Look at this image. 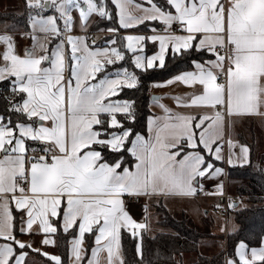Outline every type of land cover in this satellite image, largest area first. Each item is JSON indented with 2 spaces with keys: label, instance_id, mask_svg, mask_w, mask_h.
I'll list each match as a JSON object with an SVG mask.
<instances>
[{
  "label": "snow or ice",
  "instance_id": "1",
  "mask_svg": "<svg viewBox=\"0 0 264 264\" xmlns=\"http://www.w3.org/2000/svg\"><path fill=\"white\" fill-rule=\"evenodd\" d=\"M110 3L112 11L108 0H26L35 10L33 30L45 34V43L55 41L50 48L34 43L20 54L12 36L0 35V82L10 93L0 111V264H31V253L51 264H101L102 253L103 264H125L123 231L137 240L143 264L141 231L149 226L133 219L125 198L195 196L202 180L223 175L215 162L225 161L226 124L264 115V0ZM49 10L58 15H42ZM73 10L82 28L95 14L118 22L108 32L140 25L147 32L113 35L105 41L111 47L90 46L86 37L71 35ZM149 42L159 44L151 55ZM169 54L194 69L166 82L193 89L173 97L190 111L173 112L154 98L164 115L148 116L146 137L137 130L136 101L121 93L139 89L136 70L165 69ZM126 57L132 70L121 63ZM227 143L229 166L248 162L247 146L237 152ZM208 194L223 195V184ZM61 230L72 232L67 258L20 238L35 232L42 245L56 246ZM86 233L94 236L90 257ZM235 257L226 264H264V242L249 249L241 241Z\"/></svg>",
  "mask_w": 264,
  "mask_h": 264
},
{
  "label": "trees",
  "instance_id": "2",
  "mask_svg": "<svg viewBox=\"0 0 264 264\" xmlns=\"http://www.w3.org/2000/svg\"><path fill=\"white\" fill-rule=\"evenodd\" d=\"M108 5V10L112 11L114 6L111 5L110 0H108ZM6 24L10 26L11 32L27 31L28 17L24 13L0 12V28ZM113 26L118 28V22L114 24L112 21L99 17L92 29L105 30ZM205 58H207V55H205ZM192 69L190 61L181 63L179 58L172 61L171 54H169L165 69L154 68L149 69L147 72L137 71L140 79L139 89H125L121 93V97L136 101L138 131H141L143 135L147 134V118L151 115L150 104L152 102L149 93L150 85L168 80L182 71ZM4 83L0 82V111H3L6 104L4 97L10 95L5 89ZM29 144L36 147L32 145V142H29ZM227 178L234 192L249 204L242 209L234 207L231 210L237 229L228 237V254L234 257L235 249L241 241L246 243L249 248H258L264 240V165L254 166L253 161H251L249 164L229 166L227 168ZM159 212L163 213L161 225L166 231L153 237L147 233H142V239L140 240L142 262L143 264H185L181 260V256L185 253H198L199 242L204 236L185 216L176 219L162 207ZM14 216L17 218L19 216V213L15 210ZM91 236L93 235H88V238ZM55 238L57 240L56 253L61 255L62 258H67L72 232L64 234L61 230ZM136 243L137 240L132 238L130 233H123L121 244L125 264H140L141 257H138L135 253ZM31 255L36 256V259L44 264H51L42 255H35L34 253H31ZM196 262L194 264H223V255L221 253L212 258H207L198 254Z\"/></svg>",
  "mask_w": 264,
  "mask_h": 264
},
{
  "label": "crops",
  "instance_id": "3",
  "mask_svg": "<svg viewBox=\"0 0 264 264\" xmlns=\"http://www.w3.org/2000/svg\"><path fill=\"white\" fill-rule=\"evenodd\" d=\"M136 3L145 4V0H138V1H136ZM132 11L135 12V9H132ZM96 17L97 18H95V20L93 22H90L89 24H87L86 28H82V27L73 28L71 35L74 37H78V36L86 37L90 46H92V41H95L94 47H111V45L105 44V41L108 38L112 37L113 35L145 34L147 32V30L144 29L143 25L138 26V28L129 29V30L120 29L118 34L108 32L104 29L93 30L92 27H93L94 23L96 22V20L99 18V16H96ZM156 23H158V22H156ZM2 28H4V26ZM61 28H63V27H61ZM1 29H0V35L12 36L14 44L17 48V51L20 54H23V51L25 49H31L33 47L34 43H36L37 45L40 43H45V34L39 32V31L38 32H34V30L31 31L29 25H28L27 31L11 32L10 26H9V28L7 27L6 29H3V30H1ZM33 35H35L37 37L36 41H33L31 39V37ZM54 43H55V41L53 39L49 38L47 40V42L45 43V47L50 48V47L54 46ZM118 43H119V40H118ZM158 50H159L158 42L156 44L149 42L146 45V52L149 55L153 54L155 51H158ZM36 52L37 53L40 52V48L38 46L36 47ZM128 55L130 56L131 53H129ZM121 63H124L126 67H129V70H132V68L130 67V62L128 61L127 57H126V60L124 62H121ZM109 67L112 68L115 66H109ZM192 70H194V69H192ZM136 71H140V70H136ZM100 75H103V73L98 74V76H100ZM69 76H70V71L68 69H66V71H65L66 79ZM172 78H170V79H172ZM168 80H165L162 82L152 83L150 85V89H149L150 95L151 96L152 95H158L159 96V103L166 105L173 112L186 113V112L190 111L189 109L177 107V104L174 101L173 97H177V96L184 97V96L190 94L193 91V89L190 87H187L181 83L168 84V83H166ZM156 85H160V86H156ZM150 110H151V115H153V116L162 117L164 115L163 112L161 111V109L155 103V100L154 101L152 100V102L150 104ZM244 118H247L248 120L253 119V118L259 119L260 115L253 114V115H244V116H240V117H233L231 119L230 125L226 124L225 132H224V142H226V150L222 149V154L225 156V161L224 162H220V161L215 162L217 166L223 168L224 172H226L225 173L226 176H227V168L229 167V165L226 162L227 154L229 151L227 141L230 140L229 139L230 137L233 139L232 141L236 144V146L237 145L238 146L244 145V146L248 147V149H249L248 155H249V158L251 159V161H253V163H254V161L260 162V160L261 161L264 160V129L260 131V133H259L260 137H258V138H256L257 135H255V134L251 135L249 132H247L246 133L247 136H251V137L249 139H246L245 135L239 129V127L242 126L241 124H239V122H240V120H242ZM147 135H148V132L145 136L147 137ZM30 152H31V150H30ZM30 152H29V154H30ZM260 164L264 165L263 162H260ZM239 165H241V164H239ZM242 165H244V164H242ZM224 172H223L222 177L224 176ZM216 179H218V178H216ZM216 179L202 180V184H203V186H209L212 189V192H215L216 191V185L218 184L216 182ZM130 198L131 197L125 198V203H126V207H127L129 214L137 222H146L149 226L148 230H142L141 235H142V233H147L149 236H152V237H153L152 233H156V234H154V236L159 234V232L157 233L158 228L160 226L162 227L161 219H159L158 215H157L158 210H156V209H158V207L165 208L172 215L180 214L182 217L185 216V217L190 219V221L192 222V224L195 227L199 226V227H203V228L210 227L209 222H207L204 225V223L206 222L204 220H205V218H208V215L210 213H209V209H207V208L201 209L199 207L198 203H200V201L203 200V201L208 203V204L206 203V205L211 206L212 208L215 207L216 210L218 208V205L216 206L214 204V206H213V203H214L213 201H215L214 199H205V198L199 199V198H196L195 196H154L151 198L140 197L139 203L131 202ZM191 200H196V201H198V203L196 204V203H194L195 201H191ZM209 202H210V204H209ZM155 204H158V207L153 209V206ZM235 205H237L236 207H239L238 203H236ZM145 207H147V211H145ZM194 207H196V209L198 211L202 210L201 211V213H202L201 220H200L199 224H197L193 219V215L195 212ZM14 210L16 211L15 206L12 205L13 214H14ZM145 217H147L146 221H145ZM221 226H222V223H221ZM218 227H219V223H218ZM236 229H237V226L235 228H233V231H236ZM218 232H220V231H218ZM123 233H129V232L123 231L122 235H123ZM88 235L90 236L92 234H89V233L85 234V243H84L83 247L85 249H88V256L90 257V254H91L90 249H91V247H94L95 245H94V236H91L88 238ZM20 238L27 241V242L32 243L33 247H35V248H40V249H42V251H45V252H48L51 254H57L56 249H55L56 246H45V245H42L40 243V241L42 239V234H37L34 232L31 235H22ZM210 240H214V239H210ZM263 242H264V240H263ZM208 244H209V241L207 240V238L206 239L202 238V240L199 242V247H198L199 252H200V247L209 251L210 249H207ZM219 246L217 245L218 248H219ZM261 246H262V244L260 245V247ZM217 247L213 248V250L214 249L217 250L218 249ZM249 249H251V248H249ZM34 254L38 255L36 253H34ZM198 254L201 255V253H192V254L191 253H185L181 256V260L184 263L190 264L192 262L197 261ZM122 255H123V251H122ZM186 255L188 257H192V255H195L197 258L189 261V260L185 259ZM104 256H105V254L102 253L101 254V264H103ZM35 258H37V257L35 256ZM44 258L46 259V257H44ZM230 258L238 259L235 256L232 257V256L227 255L225 259L223 258V264H226V261ZM29 259H30V257H29ZM123 259H124V257H123ZM36 260L39 261L36 264H44V263L40 262L39 259H36ZM84 264H87V259L85 260Z\"/></svg>",
  "mask_w": 264,
  "mask_h": 264
},
{
  "label": "rangeland",
  "instance_id": "4",
  "mask_svg": "<svg viewBox=\"0 0 264 264\" xmlns=\"http://www.w3.org/2000/svg\"><path fill=\"white\" fill-rule=\"evenodd\" d=\"M0 12H4V13H13V12H15V13H18V14L24 13V15H27V17H28V24H29V27H30L31 31L33 30V27L31 25V21H30V15H34L35 14V10H30V9H28L26 7V0H0ZM71 14H72L73 19H74L73 28L81 27V24H80L79 19H78V13L75 10H73V12ZM42 15L47 16V15H58V14H56L54 12V10H49L47 12L42 13ZM96 16L97 15L93 14L89 18L88 24L90 22H93L95 20V18H97ZM3 26H4V28H2ZM3 26L1 27L2 29L0 28L1 30L6 29L7 27L9 28L8 24L3 25ZM60 26L63 27L62 21L60 22ZM38 31L39 30L36 29L34 32H38ZM2 47L3 46L0 45V48H2ZM156 96H158V95H156ZM263 117H264V115H260L259 119L253 118V119L248 120L247 118H244V119L240 120L239 124H241L242 126L239 127V129L245 135L246 139H249L251 137V136H247V134H246L247 132H249L251 135L252 134L257 135L256 138L260 137L259 133H260L261 130L264 129V118ZM229 139L233 140L231 137ZM224 150H226V149H224ZM235 150L238 152V150H239V146L238 145L236 146ZM227 156H228V154H227ZM250 161H251V159L249 158V155H248V162L244 163V164H249ZM260 162L264 163V160H262V161L260 160ZM260 162L259 161H254V166L262 165V164H260ZM235 165H239V164H235ZM225 173L226 172H224V176L223 177H222V175L219 176L218 179H216V182L218 184L219 183L223 184V191L226 189L228 194L238 196V198H239L238 199V203H239L238 209H242L243 207H247L249 204L245 200L241 199L240 196L234 192V189H233L231 183L229 182V180H228V178H227ZM211 191H212V189H211ZM199 199H204V198H199ZM205 199H212V198H205ZM214 200L215 201H213L214 202L213 206L215 204L216 206L218 205V207H219L220 201L218 199H214ZM191 201H195L194 203H196V204L198 203V201H196V200H191ZM206 203L207 202L201 200L200 203H198V204H199V207L201 209H203V208L209 209V213L210 214L208 215V218H205L204 221H206V222L204 223V225L207 222H209L210 223V227L203 228V227L196 226V228L200 231V233L202 232V234L204 236L203 239L207 238V240L209 241L207 249H210V250L207 251V250L203 249L202 247H200V252H199V249H198V253H201V255L203 257H207V258H212V257L216 256L217 254H221L222 253L223 258L225 259L227 255L229 256V254H228V237H229V235L232 232H234L233 228L236 227L234 215L230 214L228 219H227V224H225L224 218H222L221 216L218 215L217 210L215 209V207L212 208L211 206L206 205ZM209 204H210V202H209ZM157 207H158V204H155L153 206V209L157 208ZM160 208L161 207H158V209H156V210H158V213H157L158 218L162 219L163 213L159 212ZM194 209H195V212H194V215H193V219H194V221L197 224H199L200 220H201V215H202L201 211L202 210L198 211L196 209V207H194ZM172 216H174L176 219H181L182 218V216L180 214H176V215H172ZM187 220L190 221L189 218H187ZM218 223H219V227H218ZM221 223H222V226H221ZM165 231H166V229H164V228H162L160 226L158 228L157 233L158 232L162 233V232H165ZM218 231H220V232L222 231V232L220 233ZM154 234H156V233H152L153 236H154ZM210 239H214V240H210ZM217 245L218 246L220 245L219 248L217 247ZM215 247H217L218 249L217 250L216 249L213 250V248H215ZM192 257H188L186 255L185 259L191 261L192 259L194 260L195 258H197L195 255H192ZM30 259H31V264H34V263L36 264V263L39 262L31 254H30ZM197 260H198V258H197ZM194 263H197V262L195 261V262H192L190 264H194ZM185 264H187V263H185Z\"/></svg>",
  "mask_w": 264,
  "mask_h": 264
},
{
  "label": "built area",
  "instance_id": "5",
  "mask_svg": "<svg viewBox=\"0 0 264 264\" xmlns=\"http://www.w3.org/2000/svg\"><path fill=\"white\" fill-rule=\"evenodd\" d=\"M226 149V142L223 143V148ZM32 154H39L37 153H32L30 152V155ZM211 188L209 186H203V191H198V193L195 195L196 198H212V199H218L220 201V205L217 208V213L219 216L224 218L225 224H227V219L229 215L231 214V210L233 208H229L228 205L230 202L236 204L238 203V196L236 195H230L228 194L227 190L225 189L223 191V195H209L208 193H211ZM131 202L139 203L140 202V197H131L130 198Z\"/></svg>",
  "mask_w": 264,
  "mask_h": 264
},
{
  "label": "water",
  "instance_id": "6",
  "mask_svg": "<svg viewBox=\"0 0 264 264\" xmlns=\"http://www.w3.org/2000/svg\"><path fill=\"white\" fill-rule=\"evenodd\" d=\"M154 98H158V99H159V96L152 95V96H151V100H153V101H154ZM236 206H237V205H236Z\"/></svg>",
  "mask_w": 264,
  "mask_h": 264
}]
</instances>
